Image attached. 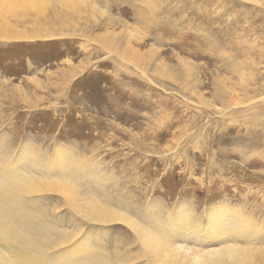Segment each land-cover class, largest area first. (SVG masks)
I'll return each instance as SVG.
<instances>
[{"label": "rangeland", "instance_id": "374dc122", "mask_svg": "<svg viewBox=\"0 0 264 264\" xmlns=\"http://www.w3.org/2000/svg\"><path fill=\"white\" fill-rule=\"evenodd\" d=\"M30 3L0 18V146L58 147L93 170L74 179L80 210L46 194L50 218L122 264L162 263L90 201L197 248L226 241L176 238L179 215L201 234L247 219L246 239L226 235L264 264V0Z\"/></svg>", "mask_w": 264, "mask_h": 264}, {"label": "bare ground", "instance_id": "6f19581e", "mask_svg": "<svg viewBox=\"0 0 264 264\" xmlns=\"http://www.w3.org/2000/svg\"><path fill=\"white\" fill-rule=\"evenodd\" d=\"M0 3L2 4L0 18L3 11L9 13L10 6L18 5L21 14L24 12L27 14L29 5H32L30 0H2ZM23 16L25 15H22V18ZM2 20L7 22L8 19ZM33 20L34 23L39 22L37 17ZM10 149L8 146H0V264H122L123 261L117 258L110 259L108 255L100 253L98 247L87 240L88 236L78 238L77 233L61 229V221L50 218L45 207L41 206L46 194L58 193L74 211L80 210L79 205H82L83 201L79 202L73 196L76 192L75 180L81 173L86 176L85 179H90L92 167L89 165L84 167L82 162L58 147L52 157L39 154L28 143H24L16 152ZM96 204L91 201L85 204L86 212L103 222L128 221L136 230L142 249L148 252V255L152 253L162 264H258L254 263L253 254L248 252L251 250L250 247L246 245L248 249L246 250L243 246L230 242L234 239L226 235L229 230H233L231 232L246 239L247 233L255 232V227L250 226L247 219L246 221L240 219L244 223L243 226L239 225V220H235L236 222L227 228H223L220 221L212 220L208 233L204 230L207 234H201L198 223L192 225L189 218L179 215L177 225L180 223L181 227H178L176 232L181 233L175 235L176 238H191L199 245L226 241L219 246L197 248L194 246L195 243L193 245L171 243L173 240L165 238L168 229H164V224L159 225L162 228L159 231L163 235L160 239V236H154L155 233L150 227L147 229V226L136 221L131 222L129 217L115 211L114 208V210L101 208L103 210L97 214ZM217 210L216 213H221L223 207L220 206ZM135 214L141 222H152L153 215L145 217L140 211ZM236 214L235 212L234 215ZM211 216L212 213H209L207 218ZM69 219L72 220L73 215Z\"/></svg>", "mask_w": 264, "mask_h": 264}]
</instances>
